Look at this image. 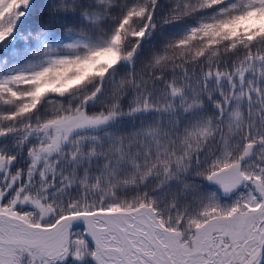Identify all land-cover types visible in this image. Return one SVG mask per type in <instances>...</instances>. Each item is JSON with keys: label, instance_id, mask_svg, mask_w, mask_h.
<instances>
[{"label": "snow or ice", "instance_id": "1", "mask_svg": "<svg viewBox=\"0 0 264 264\" xmlns=\"http://www.w3.org/2000/svg\"><path fill=\"white\" fill-rule=\"evenodd\" d=\"M0 264H264V0H0Z\"/></svg>", "mask_w": 264, "mask_h": 264}, {"label": "trees", "instance_id": "2", "mask_svg": "<svg viewBox=\"0 0 264 264\" xmlns=\"http://www.w3.org/2000/svg\"><path fill=\"white\" fill-rule=\"evenodd\" d=\"M182 27V25H178V26H175V27H171V28H168L167 31L171 32V33H177L178 30Z\"/></svg>", "mask_w": 264, "mask_h": 264}]
</instances>
